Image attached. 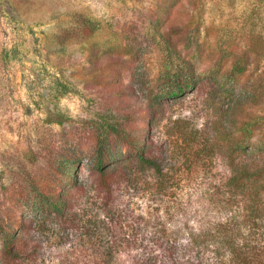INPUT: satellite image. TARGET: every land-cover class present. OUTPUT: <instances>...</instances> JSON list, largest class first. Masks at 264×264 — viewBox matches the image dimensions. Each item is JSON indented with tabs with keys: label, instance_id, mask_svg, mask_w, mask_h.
I'll use <instances>...</instances> for the list:
<instances>
[{
	"label": "rangeland",
	"instance_id": "1",
	"mask_svg": "<svg viewBox=\"0 0 264 264\" xmlns=\"http://www.w3.org/2000/svg\"><path fill=\"white\" fill-rule=\"evenodd\" d=\"M176 1L181 0H0V218L7 217L2 207L11 204L9 198L18 191L22 173L34 175L47 167V146L53 148L56 160L71 143H78L84 155L93 148L97 126L136 128L154 119L155 141L149 152L158 154L172 148L167 136L165 143L160 139L163 130L228 126L226 114L239 95L221 96L224 79L220 75L206 73L198 85L175 91L179 80L175 68L182 60L179 56V61L172 60L165 51L163 36L155 29L157 20L165 37L182 39L187 58H193L201 72L218 58L208 51L196 55L191 34L198 26L185 11L175 16ZM198 1L201 5L194 15L202 24L200 42L206 50L217 34L224 38L239 34L249 4L261 7L263 16L256 27L264 35V0ZM88 18L98 29L87 38ZM184 21L187 25L180 35L177 25ZM111 47L121 58L98 62L95 56L100 48ZM49 75L62 77L72 89L58 97L56 106L55 101L46 97L43 101L37 91L29 89L31 78L48 79ZM245 78V74L236 77L238 82ZM130 83L141 86L147 95L134 96L128 91ZM214 88L218 93L211 91ZM46 102L52 111L64 115L48 117ZM256 112L264 115L262 108ZM102 115L107 117L105 124ZM30 149L37 152L34 163ZM173 154L164 161L165 170L171 172L165 189L158 186L154 168L142 172L141 182L131 174L114 185L112 203L131 237L136 234V245L123 250L128 263L150 253L156 264H198L188 246L191 232L226 220L238 209L236 205L229 209L217 199L224 195V180L230 172L224 157L188 159L181 150ZM80 174L95 183L90 185V195L81 200L95 198L98 173L86 156L81 159ZM102 202L103 198L97 200L94 212L103 218ZM27 214L35 215L34 211ZM39 224L35 221L31 229L30 245L38 244L34 264H59V253L77 241L78 235L70 230L69 238L62 241L56 223L47 222L44 229ZM22 260L21 264H28Z\"/></svg>",
	"mask_w": 264,
	"mask_h": 264
},
{
	"label": "trees",
	"instance_id": "2",
	"mask_svg": "<svg viewBox=\"0 0 264 264\" xmlns=\"http://www.w3.org/2000/svg\"><path fill=\"white\" fill-rule=\"evenodd\" d=\"M176 5L175 16L185 11L194 20V26H198L191 34L196 44V55L208 51L218 58L215 64L201 72L193 58H187L184 52L187 45H180L182 39L178 43L173 36L165 37L163 25L158 28L157 20L155 29L163 36L165 51L172 60H178V56L182 60L175 68V77L179 79L175 91L181 92L189 85H198L207 74L214 77L220 75L224 79L222 90L219 91L221 96L239 95L226 114L228 126H218L215 130L212 127L198 129L182 126L163 130L160 139L165 143L167 136L172 148H165L164 152L158 154L149 152L155 141L154 119L148 121V126L136 128L97 126L92 134L93 148L84 155L78 143H71L60 151L57 160L52 156L53 148L45 147L50 154L46 160L47 167L34 175L24 171L23 178L17 180L18 191L13 198H9L11 204L2 207L7 213V217L0 218L2 264H21L22 258L27 259L28 264L37 261L38 244L30 245L35 221H39L43 229L47 222L56 223L62 241L69 238L70 230L78 235L77 241L59 253V264H156L150 253L127 262L123 250L136 245V234L133 233L131 237L132 233L126 230L119 209L112 203L114 185L131 174L136 175L134 181L141 182L142 172L146 168H154L158 173V186L165 189L171 172L165 170L164 161L180 150L187 153L188 159L193 156L205 160L218 155L224 157L230 172L224 180V195L217 199L229 209L233 205L238 208L226 220L191 232L188 246L199 260L198 264H264V115L258 116L256 112L258 108L264 110V35L256 27L263 12L256 3L253 7L249 4L244 10L243 29L239 28V34L228 38L217 34L212 47L206 50L200 42L202 24L196 21L194 15L201 2L181 0L176 1ZM86 24L88 38L93 36L98 25L90 18ZM185 25L186 21L177 25L180 35H183ZM128 52L126 50L124 53ZM95 58L104 64L120 59L121 55L113 51L112 47L100 48ZM237 74H245L244 81L238 82ZM29 89L37 91L43 101L45 97L55 101L54 106L57 105L58 97L72 91L62 77L53 75H49L48 79L46 76L31 78ZM128 91L137 98L147 95L136 83H130ZM211 91L218 93L215 88ZM46 112L48 117L64 115L60 111H52L47 102ZM102 120L104 124L108 122L106 115H102ZM28 155L32 163L38 158L37 152L31 149ZM85 156L97 170L99 190L95 198L81 200L90 195V185L95 184H90L80 174L81 159ZM75 192L81 196L77 197ZM102 198L101 206L105 211L103 218L94 212V204ZM75 205L79 208L75 209ZM29 211H34L35 215L29 216Z\"/></svg>",
	"mask_w": 264,
	"mask_h": 264
}]
</instances>
